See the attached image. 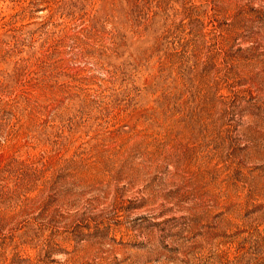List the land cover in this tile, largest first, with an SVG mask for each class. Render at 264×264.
Returning a JSON list of instances; mask_svg holds the SVG:
<instances>
[{"label": "rangeland", "instance_id": "rangeland-1", "mask_svg": "<svg viewBox=\"0 0 264 264\" xmlns=\"http://www.w3.org/2000/svg\"><path fill=\"white\" fill-rule=\"evenodd\" d=\"M0 264H264V0H0Z\"/></svg>", "mask_w": 264, "mask_h": 264}]
</instances>
